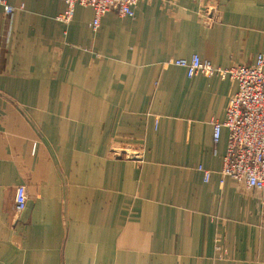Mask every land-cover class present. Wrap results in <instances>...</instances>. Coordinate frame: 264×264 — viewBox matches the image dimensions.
<instances>
[{"label": "crops", "instance_id": "crops-1", "mask_svg": "<svg viewBox=\"0 0 264 264\" xmlns=\"http://www.w3.org/2000/svg\"><path fill=\"white\" fill-rule=\"evenodd\" d=\"M6 2L0 264H264V192L223 178L229 131L212 140L236 85L173 64L254 66L264 0H142L97 29L90 7Z\"/></svg>", "mask_w": 264, "mask_h": 264}, {"label": "built area", "instance_id": "built-area-1", "mask_svg": "<svg viewBox=\"0 0 264 264\" xmlns=\"http://www.w3.org/2000/svg\"><path fill=\"white\" fill-rule=\"evenodd\" d=\"M63 1L67 9L59 18L60 21L69 23L76 6L90 7L95 12L92 26L97 29L100 19L109 12L121 17H135L136 8L142 0ZM0 6L4 7L8 15L16 11V8L7 5L6 0H0ZM202 9V21L206 24L213 22L217 7L207 4ZM173 64L186 69L189 78L218 75L234 82L236 89L226 108L225 120L212 124L213 144L218 146L222 130L227 129L229 138L222 177L244 184L248 189L264 192V55L257 57L254 66L240 65L228 70L215 68L198 56H194L190 61L177 60ZM131 158L142 161L140 155H132ZM198 170L204 174L205 182H208L211 173L202 167ZM27 200L26 187H17L15 202L18 215L26 210Z\"/></svg>", "mask_w": 264, "mask_h": 264}]
</instances>
